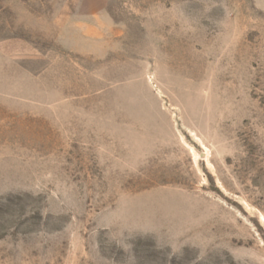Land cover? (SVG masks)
<instances>
[{"label":"rangeland","instance_id":"1","mask_svg":"<svg viewBox=\"0 0 264 264\" xmlns=\"http://www.w3.org/2000/svg\"><path fill=\"white\" fill-rule=\"evenodd\" d=\"M0 264H264V0H0Z\"/></svg>","mask_w":264,"mask_h":264}]
</instances>
